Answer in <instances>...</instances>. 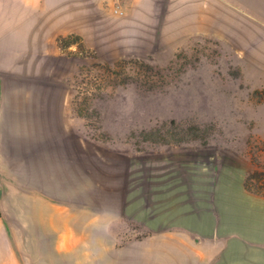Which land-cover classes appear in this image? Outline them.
Returning a JSON list of instances; mask_svg holds the SVG:
<instances>
[{"label": "rangeland", "instance_id": "374dc122", "mask_svg": "<svg viewBox=\"0 0 264 264\" xmlns=\"http://www.w3.org/2000/svg\"><path fill=\"white\" fill-rule=\"evenodd\" d=\"M77 6L76 32L55 37L61 58L29 83L33 102L62 111L43 132L40 200L54 218L92 219L94 246L112 263L117 253L119 264L264 259L244 237L264 241V197L243 188L250 156L264 164V0ZM171 119L212 131L142 139Z\"/></svg>", "mask_w": 264, "mask_h": 264}, {"label": "crops", "instance_id": "0c3cea01", "mask_svg": "<svg viewBox=\"0 0 264 264\" xmlns=\"http://www.w3.org/2000/svg\"><path fill=\"white\" fill-rule=\"evenodd\" d=\"M88 1L0 0V174L9 178L0 184V264H119L118 253L112 263L94 246L92 219L54 218L35 182L46 172L43 132L62 111L33 102L29 83L47 80L42 71L62 56L55 37L76 32L77 5ZM244 260L264 264L252 252Z\"/></svg>", "mask_w": 264, "mask_h": 264}, {"label": "trees", "instance_id": "16d2710c", "mask_svg": "<svg viewBox=\"0 0 264 264\" xmlns=\"http://www.w3.org/2000/svg\"><path fill=\"white\" fill-rule=\"evenodd\" d=\"M78 113L83 115L81 111ZM212 129L208 124H201L193 120L164 121L148 130H142L140 135L143 140L155 143H182L189 140H206ZM253 167L243 180V188L254 195L264 197V164L251 155Z\"/></svg>", "mask_w": 264, "mask_h": 264}]
</instances>
